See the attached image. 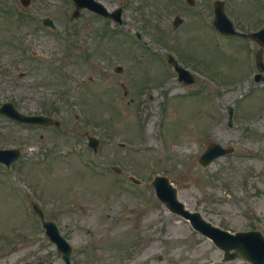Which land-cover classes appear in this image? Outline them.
<instances>
[{"label":"rangeland","instance_id":"374dc122","mask_svg":"<svg viewBox=\"0 0 264 264\" xmlns=\"http://www.w3.org/2000/svg\"><path fill=\"white\" fill-rule=\"evenodd\" d=\"M5 1L16 11L0 9V43L36 29L22 42L40 53L19 67L29 70L16 93L26 109L42 111L44 105L51 111L54 106L52 116L61 125L23 127L0 117V144H22L20 181L47 217L58 220L75 246L79 264H222L218 251L199 242L205 240L203 236L156 200L150 181L160 173L178 186L189 207L216 224L230 229L264 224V85L253 88L240 102V110L237 107L249 85L238 80L250 71V41L225 35L216 40L201 15L195 19L193 12L178 3L170 6L169 0H102L111 9L125 4V23L119 26L83 10L82 17L72 21L75 32L63 27L71 22L70 0H35L28 11L16 0ZM230 5L243 27H253L264 17L256 0H233ZM18 12L55 16L59 31L51 34L34 23L18 25L13 18ZM178 13L185 21L174 27ZM126 29L132 34L142 30L150 43L156 37L180 51L188 63L208 68L213 82L202 85L204 81L198 79L194 88L209 97L171 95L182 91L173 89L177 83L171 70L164 77L161 61L152 63L150 51L132 50L136 45L121 33ZM116 64L125 66L123 72L114 71ZM144 84L147 87L139 92ZM230 104L237 108L233 126L227 125ZM86 131L100 138L98 153L88 146ZM211 140L236 144L237 152L202 168L196 158ZM102 164L121 165L127 176L135 174L144 183L136 186L108 169L106 177L91 170V166L101 170ZM6 180L10 182L8 175ZM17 196L0 168V235L6 236H0V263L28 259L29 264H63L40 223L31 218L24 191ZM17 229L22 245L12 251L7 246Z\"/></svg>","mask_w":264,"mask_h":264},{"label":"water","instance_id":"95a60500","mask_svg":"<svg viewBox=\"0 0 264 264\" xmlns=\"http://www.w3.org/2000/svg\"><path fill=\"white\" fill-rule=\"evenodd\" d=\"M41 117V116H40ZM44 123L52 122L51 119L42 117ZM45 225L48 226V232L51 234L52 238L56 240L60 248L66 243L65 239L59 234L57 227L53 222H45Z\"/></svg>","mask_w":264,"mask_h":264}]
</instances>
